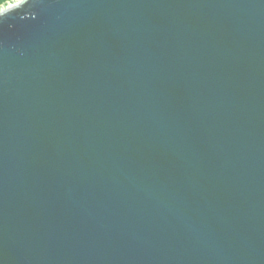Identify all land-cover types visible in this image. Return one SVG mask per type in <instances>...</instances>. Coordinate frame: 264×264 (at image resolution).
<instances>
[{
  "label": "water",
  "instance_id": "water-1",
  "mask_svg": "<svg viewBox=\"0 0 264 264\" xmlns=\"http://www.w3.org/2000/svg\"><path fill=\"white\" fill-rule=\"evenodd\" d=\"M0 264H264V0L2 12Z\"/></svg>",
  "mask_w": 264,
  "mask_h": 264
},
{
  "label": "rangeland",
  "instance_id": "rangeland-1",
  "mask_svg": "<svg viewBox=\"0 0 264 264\" xmlns=\"http://www.w3.org/2000/svg\"><path fill=\"white\" fill-rule=\"evenodd\" d=\"M3 1H4V3H2L0 5V11H3L4 9L8 8L9 6L16 4L20 0H3ZM20 3H22V2H20Z\"/></svg>",
  "mask_w": 264,
  "mask_h": 264
},
{
  "label": "bare ground",
  "instance_id": "bare-ground-1",
  "mask_svg": "<svg viewBox=\"0 0 264 264\" xmlns=\"http://www.w3.org/2000/svg\"><path fill=\"white\" fill-rule=\"evenodd\" d=\"M23 1H24V0H22V1L20 0V1H18L16 4H13V5L9 6L8 8L4 9L3 11H0V14H1L2 12H4V11L10 9V8H15V7L19 6V5L21 4L20 2H23Z\"/></svg>",
  "mask_w": 264,
  "mask_h": 264
},
{
  "label": "trees",
  "instance_id": "trees-1",
  "mask_svg": "<svg viewBox=\"0 0 264 264\" xmlns=\"http://www.w3.org/2000/svg\"><path fill=\"white\" fill-rule=\"evenodd\" d=\"M2 3H4V1H3V0H0V5H1Z\"/></svg>",
  "mask_w": 264,
  "mask_h": 264
}]
</instances>
